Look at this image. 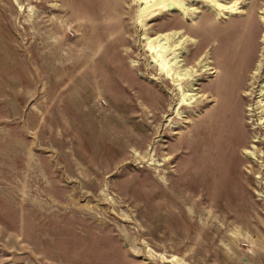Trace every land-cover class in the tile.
Here are the masks:
<instances>
[{"label": "rangeland", "instance_id": "1", "mask_svg": "<svg viewBox=\"0 0 264 264\" xmlns=\"http://www.w3.org/2000/svg\"><path fill=\"white\" fill-rule=\"evenodd\" d=\"M215 2L0 0V264H264V0ZM143 25L200 42L190 107Z\"/></svg>", "mask_w": 264, "mask_h": 264}, {"label": "bare ground", "instance_id": "2", "mask_svg": "<svg viewBox=\"0 0 264 264\" xmlns=\"http://www.w3.org/2000/svg\"><path fill=\"white\" fill-rule=\"evenodd\" d=\"M136 1L138 4V17L139 21L141 22H143V20L145 21V18L149 17L150 15H161L162 12H169L172 10L179 11L182 19H187L188 15L197 11L196 8L188 5V3L191 1L207 4L209 7V12H211L210 14L212 15L213 13L215 16H217L216 18L220 16L223 17L224 13H229L230 15H237L241 13L239 8L221 5L215 2V0ZM215 10H217L218 13L215 12ZM145 27L146 25H143L142 40L145 43L144 47L146 48V51L150 54L151 64L157 68L160 75L170 82L173 87V91H176L179 95V101L177 103L178 109H181L182 107H190L199 99L198 94L194 93L196 91V88L194 87L196 81L193 80L197 71L188 69L186 65L188 63H194L195 67L201 68L202 73H213L211 68H209V65L207 63H203V57L200 56L202 52L200 42L194 41V44L196 45L195 49L193 52H190L186 46L189 41L181 38L184 34H187L188 37L190 36V34H188L184 29L175 27V30L170 34L164 33L165 35H158L156 38H150L147 33L148 29ZM194 35L199 36L197 33H194ZM262 95L264 96V88L262 90ZM262 106L264 108V102L262 103Z\"/></svg>", "mask_w": 264, "mask_h": 264}]
</instances>
